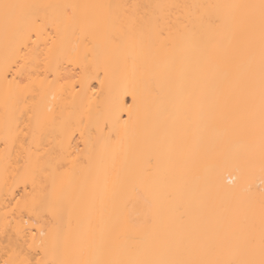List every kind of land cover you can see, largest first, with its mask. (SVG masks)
<instances>
[{
  "label": "bare ground",
  "instance_id": "bare-ground-1",
  "mask_svg": "<svg viewBox=\"0 0 264 264\" xmlns=\"http://www.w3.org/2000/svg\"><path fill=\"white\" fill-rule=\"evenodd\" d=\"M5 4L30 7L6 29ZM262 4L0 0V264L258 242Z\"/></svg>",
  "mask_w": 264,
  "mask_h": 264
},
{
  "label": "snow or ice",
  "instance_id": "snow-or-ice-1",
  "mask_svg": "<svg viewBox=\"0 0 264 264\" xmlns=\"http://www.w3.org/2000/svg\"><path fill=\"white\" fill-rule=\"evenodd\" d=\"M5 9L4 24L7 29L9 26H15L19 24L23 18L24 13L22 11H15L9 13V9L23 10L28 5H3ZM264 9V4L261 5ZM70 7L67 11H70ZM24 49L18 48L15 50L14 55L22 52ZM19 62L18 60L16 61ZM7 66V64H6ZM15 67V64H13ZM133 104H135V96L132 97ZM262 101H264V36H262ZM131 112V108L128 109ZM264 171V169H262ZM262 203H264V192L261 193ZM179 220L185 219L182 213ZM186 241L183 251L177 252L172 258H160V259H147V260H123V259H104V260H85V261H57L55 264H264V216L261 219L259 241L255 231L252 229L247 230L246 233H242L238 230H229L224 235L217 237V239L211 243L210 251L215 255L212 258L202 257L199 255V241L203 239V234L196 235L190 233L183 238ZM257 244L259 248V254L257 258ZM236 247L240 255L232 258H221L220 253L225 248ZM106 253H111L110 244L105 245ZM7 264V262H6ZM21 264H53L52 261L40 260L33 261L30 259H24Z\"/></svg>",
  "mask_w": 264,
  "mask_h": 264
}]
</instances>
